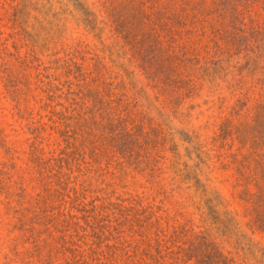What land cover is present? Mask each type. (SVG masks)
<instances>
[{
    "label": "rangeland",
    "instance_id": "obj_1",
    "mask_svg": "<svg viewBox=\"0 0 264 264\" xmlns=\"http://www.w3.org/2000/svg\"><path fill=\"white\" fill-rule=\"evenodd\" d=\"M0 264H264V0H0Z\"/></svg>",
    "mask_w": 264,
    "mask_h": 264
}]
</instances>
